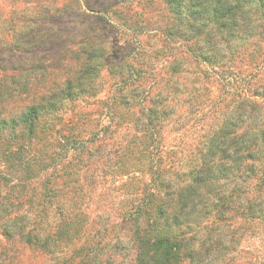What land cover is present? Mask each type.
I'll return each instance as SVG.
<instances>
[{
    "label": "clouds",
    "instance_id": "9594fccd",
    "mask_svg": "<svg viewBox=\"0 0 264 264\" xmlns=\"http://www.w3.org/2000/svg\"><path fill=\"white\" fill-rule=\"evenodd\" d=\"M38 258L264 264V0H0V264Z\"/></svg>",
    "mask_w": 264,
    "mask_h": 264
},
{
    "label": "rangeland",
    "instance_id": "374dc122",
    "mask_svg": "<svg viewBox=\"0 0 264 264\" xmlns=\"http://www.w3.org/2000/svg\"><path fill=\"white\" fill-rule=\"evenodd\" d=\"M171 8L173 10H178L177 9V4L176 3H171ZM101 209L100 208H97L96 211L99 212ZM28 252H30V249L28 250ZM53 253L55 256L59 257V256H63L64 255V248L63 246H56V245H53ZM47 256V254H45ZM35 264H48V260L47 259H44V260H41V259H37L35 261Z\"/></svg>",
    "mask_w": 264,
    "mask_h": 264
}]
</instances>
